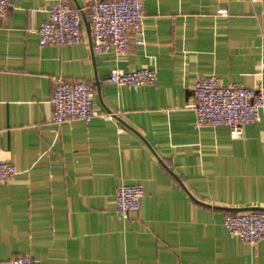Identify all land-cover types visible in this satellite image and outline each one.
Instances as JSON below:
<instances>
[{
	"label": "crops",
	"instance_id": "obj_1",
	"mask_svg": "<svg viewBox=\"0 0 264 264\" xmlns=\"http://www.w3.org/2000/svg\"><path fill=\"white\" fill-rule=\"evenodd\" d=\"M55 1L8 0L0 17V159L17 169L0 182V264H264V237L222 223L264 210V106L241 138L195 126L189 106L199 76L264 86V0H142V40L120 56L90 50L85 15L80 42L38 45ZM140 67L152 84L106 81ZM56 76L83 80L113 116L50 123ZM134 182L139 208L122 219L113 192Z\"/></svg>",
	"mask_w": 264,
	"mask_h": 264
},
{
	"label": "built area",
	"instance_id": "obj_2",
	"mask_svg": "<svg viewBox=\"0 0 264 264\" xmlns=\"http://www.w3.org/2000/svg\"><path fill=\"white\" fill-rule=\"evenodd\" d=\"M8 0H0V17L5 13ZM45 18L35 28L38 45L72 44L82 40L81 16L87 18L90 36L89 46L93 53L111 51L114 56L125 53L131 34L137 42L142 40V0H83L72 4L69 0H56L46 10ZM219 14H226L219 9ZM264 67V61H262ZM155 71L152 67H140L121 71L111 68L106 81L123 86L136 87L152 84ZM91 87L81 79L56 76L50 95L49 122L81 120L98 117L109 119L113 112L98 110L92 105ZM195 126L225 125L232 138H241L243 126L259 119L264 106V86L259 82L248 87L240 82L220 84L214 74L199 76L192 86ZM17 173L16 167L0 159V182L9 180ZM143 194L140 182L120 183L113 192V202L120 218L139 208ZM229 236L253 243L264 237V210H247L227 213L222 219ZM8 264H37L26 254H14Z\"/></svg>",
	"mask_w": 264,
	"mask_h": 264
}]
</instances>
